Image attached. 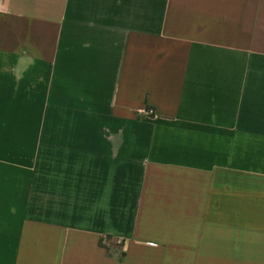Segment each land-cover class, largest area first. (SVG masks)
Masks as SVG:
<instances>
[{
    "label": "crops",
    "instance_id": "1",
    "mask_svg": "<svg viewBox=\"0 0 264 264\" xmlns=\"http://www.w3.org/2000/svg\"><path fill=\"white\" fill-rule=\"evenodd\" d=\"M0 264H264V0H0Z\"/></svg>",
    "mask_w": 264,
    "mask_h": 264
},
{
    "label": "built area",
    "instance_id": "2",
    "mask_svg": "<svg viewBox=\"0 0 264 264\" xmlns=\"http://www.w3.org/2000/svg\"><path fill=\"white\" fill-rule=\"evenodd\" d=\"M148 113H152V110L151 109H148Z\"/></svg>",
    "mask_w": 264,
    "mask_h": 264
}]
</instances>
